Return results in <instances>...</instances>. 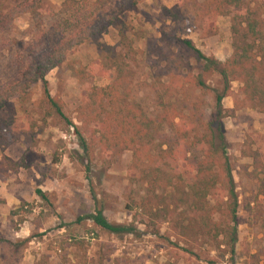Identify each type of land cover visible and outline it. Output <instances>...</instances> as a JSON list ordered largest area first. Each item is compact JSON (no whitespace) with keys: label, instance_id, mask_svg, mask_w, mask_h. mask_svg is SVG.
Returning <instances> with one entry per match:
<instances>
[{"label":"rangeland","instance_id":"1","mask_svg":"<svg viewBox=\"0 0 264 264\" xmlns=\"http://www.w3.org/2000/svg\"><path fill=\"white\" fill-rule=\"evenodd\" d=\"M34 2L0 0V96L25 81L38 58L78 35L89 40L46 76L63 117L49 105L41 83L0 111V235L17 245L0 244V264H264V158L257 156L264 149V116L244 101L241 80L231 83L223 100L231 111L223 124L239 203L234 257L175 229L171 220L177 217L163 215L173 202L153 198V192L170 195L166 178L155 183L151 176L161 161L157 144L140 152L139 162L131 148L108 149L92 121L102 107L88 102L91 88L109 86L115 75L100 65L120 54L128 64L120 102L130 116L153 114L160 102L179 110L192 103L208 122L215 113L213 90L221 91L222 83L214 72H203L182 42L225 63L234 53L232 18L238 11L228 7V15L206 18L205 0H182V6L179 0H42L32 7ZM249 2L255 0H243ZM15 8L21 9L11 15ZM145 198L160 205L155 224L137 208ZM96 210L112 224L135 225L138 233L117 237L89 220L77 222Z\"/></svg>","mask_w":264,"mask_h":264},{"label":"trees","instance_id":"2","mask_svg":"<svg viewBox=\"0 0 264 264\" xmlns=\"http://www.w3.org/2000/svg\"><path fill=\"white\" fill-rule=\"evenodd\" d=\"M41 2L42 0H35L32 7L40 5ZM258 2L260 1L255 0L245 5L243 0H205L203 8L206 18L214 19L228 15V7H234L238 11L232 18L234 53L225 63L204 56L190 41L182 42L185 48L192 51L203 63V72H214L222 83L221 91L213 90L216 101L215 113L208 122H205L203 111L197 114L199 108L192 103L184 104L179 110L175 105L165 106L160 102L153 114L141 113L140 118L136 115L130 116L132 111H127L120 102L124 95L122 88L127 81L125 74L128 68L125 58L120 54L111 56L108 64L100 65L115 74L114 78L109 76L111 84L104 88L92 87L88 96L91 107L98 111V107H102V112L95 114L92 121L98 124L99 134L105 139V147L110 149L113 145H120L131 148L135 161L139 162V153L157 144L161 161L156 164L151 176L155 183H161V179L164 180L165 177V187L170 189V195L158 196L153 192V198L163 200L162 204L168 200L173 202L165 206L163 215L177 217L171 220L175 229L186 231L192 241H199L201 238L205 245H211L215 250L232 257L235 255L238 242L239 203L232 166L227 155L228 146L223 124L231 111L224 109L223 100L230 94L231 83L241 80L244 84L242 88L244 101L251 103L253 108L257 107L264 116V3L258 5ZM178 5H183L182 0H179ZM17 9L21 8L11 10V15L19 13ZM163 12L167 16L175 15L174 10L165 9ZM205 22L209 29L208 19H205ZM207 31L206 29L205 32ZM120 36L123 43L127 41L123 31L120 32ZM88 40V36L78 35L49 55L38 58L27 71L25 81L20 80L9 92L0 96V111L12 97L25 94L32 85L41 83L49 105L57 115L63 117L59 104L48 91L46 76L61 66L66 53ZM201 79H198L197 86L203 89L206 84ZM109 111L110 115L103 114ZM184 111L187 114H184ZM189 117L193 118L192 121H188ZM126 125L130 128L125 129ZM201 128L203 135L200 134ZM123 130L131 133L130 138L125 136ZM77 133L82 139L78 131ZM81 141L85 147L84 140ZM164 147L166 149H163ZM257 153V156L264 158V149ZM37 193L43 200L46 199L42 192ZM159 207L157 204L154 206L150 198H145L137 206L140 213L152 219L153 224L161 217ZM170 207L175 210H170ZM138 215L135 214V219ZM216 216L220 217L221 221L215 220ZM83 220H89L101 230L117 237L138 233L137 227L133 224L110 223L101 210L78 218L77 222ZM2 243L9 244L13 249L17 248L16 244L6 241L0 235V244ZM25 243H28V240L22 242V245ZM13 253L16 254V250H13Z\"/></svg>","mask_w":264,"mask_h":264}]
</instances>
